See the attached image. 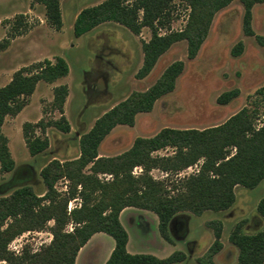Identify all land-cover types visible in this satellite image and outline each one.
Listing matches in <instances>:
<instances>
[{
	"label": "rangeland",
	"instance_id": "374dc122",
	"mask_svg": "<svg viewBox=\"0 0 264 264\" xmlns=\"http://www.w3.org/2000/svg\"><path fill=\"white\" fill-rule=\"evenodd\" d=\"M101 1L60 0L63 26L55 30L46 19L43 5L32 0H0V42L11 31L12 22L7 21L13 20L16 15H24V27L20 26V30L26 28L20 36L11 39L5 49H0V87L8 83L19 68L44 59L53 61L56 56H61L69 67L68 74L58 79L56 85L39 83L18 118L7 116L4 119L1 132L6 138L14 168L9 172L0 171V198L9 196L22 185L30 186L36 195L42 196L46 188L40 170L52 159L64 161L78 157L79 137L92 127L99 116L132 92L147 89L167 65L177 60H181L184 66L174 90L156 100L150 112L136 114L133 125H116L100 143L98 151L102 156L118 155L129 149L135 138L151 137L165 127L203 129L221 124L244 106L249 109L254 127L264 123V45L259 44L255 37H264V2H256L251 8L254 35L243 32V1L232 0L214 15L208 35L193 59L187 57L186 41H178L159 57L146 77L138 79L135 74L143 59L141 43L149 40V28L143 27L140 34L135 35L117 23L105 22L80 37L73 35L74 16L82 8ZM169 11L170 29L182 30L190 11L188 2L172 0ZM165 32V29L159 30L161 34ZM238 42L243 44V49L238 56H233L231 50ZM60 84L68 87L62 111L70 130L64 133L52 126L45 127L43 131L36 128L34 135L47 137L49 146L42 153L31 156L22 136V124L39 120L47 122L60 117V113L51 105L52 89ZM233 88L239 90L238 96L226 105L218 104L217 97ZM173 154L174 149L166 147L151 155L170 157ZM201 162L199 160L177 173L152 168L149 175L154 180H162L170 190L175 180L196 174ZM89 166L83 170L85 174H90ZM142 173L141 166L131 170L133 177ZM95 175L103 182L113 179L110 174ZM53 188L57 194L53 206H58L68 196L72 182L58 178ZM77 190H80V186ZM235 194V203L227 210H207L201 214L184 212L189 216L188 224L179 233L186 230V234L181 236L175 231V237L170 232V241L160 235L158 217L153 212L124 208L119 220L128 234V252L151 254L157 258L182 252L184 259L173 264H237L238 250L230 242L229 236L237 224L242 225L245 234L256 233L263 227L256 205L264 197V185L253 190L236 186ZM75 196V199L67 202L68 213L80 207L81 198ZM93 196L98 198L99 192L95 191ZM41 203L47 206L49 201L46 199ZM41 219L38 218V223ZM11 223L12 218L7 219L1 229ZM55 225L52 218L40 227L17 234L8 242L7 251L12 257L40 251L52 241ZM74 227L75 224L68 222L63 230L71 232ZM217 227L221 231V249L210 255L209 249L216 240L214 231ZM113 246L111 236L97 233L78 253L75 263L105 264ZM0 264L12 263L0 259Z\"/></svg>",
	"mask_w": 264,
	"mask_h": 264
},
{
	"label": "trees",
	"instance_id": "16d2710c",
	"mask_svg": "<svg viewBox=\"0 0 264 264\" xmlns=\"http://www.w3.org/2000/svg\"><path fill=\"white\" fill-rule=\"evenodd\" d=\"M32 1L44 6L48 23L55 30H60V0ZM171 1L103 0L77 13L72 25L73 35L80 37L105 22L117 23L135 35H139L143 27L149 28L150 38L141 43L143 59L135 74L136 78L142 79L151 72L159 57L178 41H186L187 57L193 59L208 35L214 15L232 0H186L190 8L188 19L184 28L177 31L171 30L168 24ZM242 1L243 32L252 36L251 8L254 3L264 0ZM23 18L24 15L18 14L7 21L12 22L11 31L0 42V49H5L11 39L25 31L26 28L20 30V26L24 27ZM160 29L166 32L161 34ZM255 37L259 44L264 45L263 36ZM242 49L243 44L238 42L231 53L238 56ZM183 66L181 60L170 63L147 89L132 92L99 116L92 127L79 137L78 157L64 161L52 159L46 164L40 170L46 188L42 196L36 195L30 186L22 185L9 196L0 198V259L12 264H75L80 248L93 234L103 232L114 240L105 264L178 263L185 257L182 252H174L166 258L129 253L126 249L128 234L120 223V212L127 207L153 212L158 217L160 235L170 241V224L174 219V228L178 233L179 222L185 229L187 217L184 212L201 214L207 210H226L235 201L236 186L253 189L264 179V123L254 127L249 109L245 106L221 124L203 129L165 127L151 137L135 138L131 147L118 155H99L100 143L116 125H133L136 114L150 112L156 100L174 90ZM68 72L65 59L56 56L53 61L44 59L19 68L9 82L0 87V171L9 172L14 168L6 138L1 132L5 117L16 116L23 109L38 82L53 83ZM52 93L51 105L60 113V117L47 122L39 120L22 124V136L31 156L42 153L49 146L47 137L34 135L36 128L43 131L45 127L52 126L64 133L70 130L62 111L68 87L65 84L54 86ZM238 94L237 88L222 92L216 99L217 103L226 105ZM166 147L174 149L173 156L152 157V152ZM199 160L202 162L198 172L175 180L170 190L162 180H154L149 175L150 169L157 167L164 172L177 173ZM88 165L90 174H85L83 170ZM135 166L143 168V173L138 177L131 174ZM97 173L110 174L113 179L100 181L95 175ZM58 178L71 181L72 188L63 203L53 206L57 197L53 187ZM95 191L99 192L98 198L93 196ZM75 195L81 198L80 207L68 213L67 202L75 199ZM46 199L49 201L47 206L41 203ZM256 211L263 221L259 231L245 234L242 225L237 224L229 236L230 242L238 250L237 264H264V197L259 199ZM39 217L42 219L38 223ZM9 218H12V223L1 229ZM52 218L56 225L50 244L38 252L12 257L7 251V244L14 236L40 227ZM68 222L75 224L71 232L63 230ZM220 232V227L214 231L216 240L209 249L210 255L221 249ZM184 233L185 230L178 235Z\"/></svg>",
	"mask_w": 264,
	"mask_h": 264
},
{
	"label": "crops",
	"instance_id": "0c3cea01",
	"mask_svg": "<svg viewBox=\"0 0 264 264\" xmlns=\"http://www.w3.org/2000/svg\"><path fill=\"white\" fill-rule=\"evenodd\" d=\"M60 9H61V7H60ZM77 15V14H76ZM76 15L74 16V17H76ZM61 18H62V12H61ZM103 24V23H102ZM101 25V24H100ZM62 26H63V21H62ZM99 26V25H98ZM97 27V26H96ZM95 27V28H96ZM44 83V84H50V85H56V82H57V80L55 81V82H53V83H46V82H43V81H40V82H38L37 83V85H36V88H37V86L39 85V83ZM144 91V90H143ZM26 107H24L17 115H16V118H18L22 113H23V111H24V109H25ZM7 117V116H6ZM5 117V120L7 119ZM116 127V126H115ZM99 149V148H98ZM98 153H99V151H98ZM38 155V154H37ZM99 155H101L100 153H99ZM263 186L264 185V179L262 180V181H260V183L255 187V188H257V187H260V186ZM255 188H253V189H255ZM253 189H249V190H253ZM234 192H235V189H234ZM235 200H236V194H235ZM234 203H235V201H234ZM233 203V204H234ZM233 204L229 207V208H231L232 206H233ZM228 208V209H229ZM227 210V209H226ZM125 211V209H123L121 212H120V215L119 216H121L122 214H123V212ZM224 211V210H223ZM219 212V211H218ZM186 217H187V223L186 224H188V218H189V216L186 214ZM187 226V225H186ZM186 226H185V229H186ZM171 232V231H170ZM98 233H100V232H98ZM103 233V232H102ZM97 233H95V234H93L91 237H90V239L85 243V245L82 247V248H84V247H86L92 240H93V237H95V235H96ZM185 234H186V230H185V233H184V236H185ZM127 243H128V241H127ZM82 248H80V250L78 251V253L81 251V249ZM112 249H113V247L110 249V252H109V255H110V253H111V251H112ZM126 249H127V244H126ZM127 251H128V249H127ZM78 255V254H77ZM109 257V256H108ZM108 257H107V259H108ZM106 259V260H107ZM75 262H76V260H75ZM106 262V261H105ZM76 264V263H75Z\"/></svg>",
	"mask_w": 264,
	"mask_h": 264
},
{
	"label": "water",
	"instance_id": "95a60500",
	"mask_svg": "<svg viewBox=\"0 0 264 264\" xmlns=\"http://www.w3.org/2000/svg\"><path fill=\"white\" fill-rule=\"evenodd\" d=\"M178 222V221H177ZM175 223H176V219H174L172 222H171V224H170V231L172 232V234L175 236V237H177L176 235V230H175V228H174V225H175ZM179 229H182V227H183V224L182 223H180L179 222ZM176 231V232H175Z\"/></svg>",
	"mask_w": 264,
	"mask_h": 264
}]
</instances>
